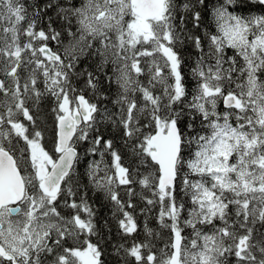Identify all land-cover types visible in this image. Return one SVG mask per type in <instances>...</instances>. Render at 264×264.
Here are the masks:
<instances>
[{"label":"snow or ice","instance_id":"obj_1","mask_svg":"<svg viewBox=\"0 0 264 264\" xmlns=\"http://www.w3.org/2000/svg\"><path fill=\"white\" fill-rule=\"evenodd\" d=\"M0 264H264V0H0Z\"/></svg>","mask_w":264,"mask_h":264},{"label":"trees","instance_id":"obj_2","mask_svg":"<svg viewBox=\"0 0 264 264\" xmlns=\"http://www.w3.org/2000/svg\"><path fill=\"white\" fill-rule=\"evenodd\" d=\"M47 120H48V124H49V131H51V117L49 116L47 118ZM50 138L51 137L49 136L48 139H50ZM81 170L83 171V168H81ZM104 215L110 218L111 212L106 208V209H104ZM137 219H138V223H139L140 228H141L140 239H143L144 237H143V233H142V228H143V223H144V217L138 216ZM149 226L153 227V228L158 227V225L156 224V221L154 219L149 220ZM111 227H112V234H113L112 238H113V240H117L118 237L116 236V224L114 221L111 222Z\"/></svg>","mask_w":264,"mask_h":264}]
</instances>
